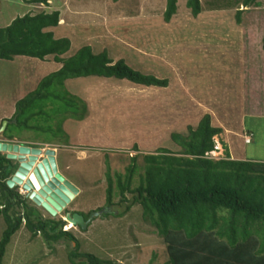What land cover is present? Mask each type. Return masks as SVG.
I'll list each match as a JSON object with an SVG mask.
<instances>
[{"label":"rangeland","instance_id":"374dc122","mask_svg":"<svg viewBox=\"0 0 264 264\" xmlns=\"http://www.w3.org/2000/svg\"><path fill=\"white\" fill-rule=\"evenodd\" d=\"M32 1L0 0V27L26 14L58 11L62 21L53 32L72 43L65 57L89 45L95 53L109 50L115 63L124 60L138 71L169 80L168 88L96 77L69 80V91L87 102L89 115L83 122L64 124L68 142L43 143L55 130L51 135L36 129L11 130L13 142L55 150L59 173L80 190L67 206L70 213L97 214L104 208L85 230L64 227L74 233L82 252L113 264H148L158 252L154 264L165 263L163 245L144 222L140 205L120 215L129 203L118 205L116 196L115 207L106 206L107 168L111 164L113 171L124 173L130 157L159 148L178 152L171 135L188 134V128L196 129L206 114L212 116L213 126L223 129L214 138L212 158H225L226 144L234 160L264 162V0L250 8L238 0H201L204 11L197 18L187 7L188 0H178L170 23L164 21L167 0H49V6ZM239 10H245L240 25ZM51 60L0 59V128L12 118L17 101L61 68ZM53 123L48 122L52 129ZM1 139L8 136L3 132ZM29 205L44 219L65 216H53L31 201ZM5 229L0 217V241ZM74 247L70 241L47 242L41 233L35 237L24 220L3 263L71 264Z\"/></svg>","mask_w":264,"mask_h":264},{"label":"trees","instance_id":"16d2710c","mask_svg":"<svg viewBox=\"0 0 264 264\" xmlns=\"http://www.w3.org/2000/svg\"><path fill=\"white\" fill-rule=\"evenodd\" d=\"M238 2L246 8L261 6L258 0ZM32 3L49 6V0ZM187 7L194 18L204 11L201 0H188ZM177 11L178 0H167L164 21L170 23ZM244 11L237 12L239 25ZM59 22L60 12L42 11L17 17L10 25L0 27V59H52L61 65L17 101L4 132L9 141L14 138L11 130L15 128L50 135L55 130L51 139L44 138L47 144L69 141L64 124L69 120L83 122L89 115L87 102L69 91V80L96 77L126 80L144 87H169L168 79L138 71L124 60L115 63L107 49L95 53L86 45L65 57L72 43L70 38L56 37L53 30ZM49 121H54L53 129ZM222 133L223 129L213 126L212 116L206 114L196 129L188 128V134L171 135L178 152L159 148L155 153L130 157L124 173L113 171L111 164L107 168L106 206L115 207V197L119 196L118 205L129 203L120 215L135 205L142 207L144 222L154 228L163 245L161 251L168 258L163 264H264V162L234 160L226 144L225 158H212L214 138ZM133 149L139 151L137 145ZM16 168L13 160L0 152V217L6 222L0 241V264H4L6 250L24 220L35 237L41 233L47 242L75 243L69 255L71 264H113L96 254L82 252L74 233L64 231L62 219H44L30 207L27 196L11 189L7 182ZM128 194L133 195L131 200ZM81 214L87 219L91 213ZM157 255L154 252L148 264H154Z\"/></svg>","mask_w":264,"mask_h":264},{"label":"water","instance_id":"95a60500","mask_svg":"<svg viewBox=\"0 0 264 264\" xmlns=\"http://www.w3.org/2000/svg\"><path fill=\"white\" fill-rule=\"evenodd\" d=\"M9 122V120L3 121L0 134L6 131ZM0 151L7 152L9 159L18 160L20 163L18 172L8 181V186L10 188L16 185L22 186L27 196L49 214L56 216L63 212L78 194L75 186L59 173L55 150L48 149L46 157L41 162H38L43 156L40 149L0 142ZM102 214L92 213L88 221L79 213L68 214L66 220L73 226L85 230L95 216Z\"/></svg>","mask_w":264,"mask_h":264},{"label":"flooded vegetation","instance_id":"af4514ba","mask_svg":"<svg viewBox=\"0 0 264 264\" xmlns=\"http://www.w3.org/2000/svg\"><path fill=\"white\" fill-rule=\"evenodd\" d=\"M15 138V137H14ZM3 140V139H2ZM13 142V141H12ZM15 142V141H14ZM13 142V143H14ZM15 144H17V145H19V146H27L28 145V147H31V148H36V149H40V150H42V152H43V156L42 157H40V159L38 160V162H41L42 160H43V158L44 157H46V152H47V150H48V148H45V147H33V144H26L25 145V143H22V142H15ZM7 156H8V153H7ZM13 160V159H12ZM27 163V162H26ZM13 165H15V167H17L16 168V172H15V174H14V176L16 175V173L18 172V170H19V168H20V163L18 162V160H13ZM37 166V165H36ZM62 175V174H61ZM13 176V177H14ZM63 176V175H62ZM12 177V178H13ZM64 177V176H63ZM65 178V177H64ZM66 179V178H65ZM67 180V179H66ZM70 182V181H69ZM74 185V184H73ZM17 186V185H16ZM75 186V185H74ZM75 188L78 190V194L76 195V197H78L79 196V193H80V190H79V188L77 187V186H75ZM17 190H18V192H20L21 193V191L20 190H22L23 188L22 187H20V186H17V188H16ZM24 191V190H23ZM25 192V191H24ZM23 196H27V194L26 195H24L25 193H21ZM75 197V198H76ZM26 198H29L28 196L26 197ZM30 199V198H29ZM31 200V199H30ZM32 201V200H31ZM33 202V201H32ZM34 203V202H33ZM41 207V206H40ZM38 208V207H37ZM43 208V207H42ZM41 209V208H40ZM42 210H44V208L42 209ZM46 211V210H45ZM47 212V211H46ZM66 212H68V213H66ZM72 213H70L68 210H67V208L66 209H64V211H63V214L65 215V216H62V217H60V219H65V220H63L64 222H65V225H64V227L65 226H67L68 224H71L70 222H68L67 220H66V216L68 215V214H70V215H73V214H75V213H79V214H81V213H84V212H82V211H78V210H73V211H71ZM100 212H102V211H97V213H100ZM48 213V212H47ZM88 213H95V212H92V211H90V212H87V213H85V214H88ZM91 214H90V216H91ZM58 215L59 214H57L56 216L58 217ZM84 218H85V215H83V214H81ZM59 217H58V219H59ZM90 218V217H89ZM89 218H85V220L86 221H88V219ZM95 218H96V216H95ZM72 225V224H71ZM75 227H79V226H75ZM75 227H73V228H75ZM80 228V227H79ZM81 229V228H80ZM82 230V229H81Z\"/></svg>","mask_w":264,"mask_h":264},{"label":"clouds","instance_id":"9594fccd","mask_svg":"<svg viewBox=\"0 0 264 264\" xmlns=\"http://www.w3.org/2000/svg\"><path fill=\"white\" fill-rule=\"evenodd\" d=\"M60 17H61V13H60ZM60 21H62V20L60 19ZM4 121H5V120H4ZM251 137H252V136H251ZM0 142L13 143L12 140L9 141V140H2V139L0 140ZM251 142H252L251 139H250L249 141H247V140L245 141L246 144H250ZM14 144H15V143H14ZM25 145H26V144H25ZM27 147H28V145H27ZM33 147H38V145L33 144ZM39 147H41V146H39ZM29 148H31V147H29ZM32 149H36V148H32ZM48 149H50V148H48ZM0 152H1V151H0ZM2 153H7V152H2ZM232 159H233V158H232ZM11 179H12V178H11ZM11 179H10V180H11ZM7 184H8V182H7ZM17 186H19V185H17ZM17 186H14V187L11 188V189H16ZM20 187H22V186H20ZM16 190H17V189H16ZM22 190H23V189H22ZM24 195H26V193H25ZM66 208H67V207H66ZM66 208H65V209H66ZM63 211H64V210H63ZM61 213H63V212H61ZM61 213H59V214H61ZM73 227H75V226L72 225V228H73Z\"/></svg>","mask_w":264,"mask_h":264},{"label":"bare ground","instance_id":"6f19581e","mask_svg":"<svg viewBox=\"0 0 264 264\" xmlns=\"http://www.w3.org/2000/svg\"><path fill=\"white\" fill-rule=\"evenodd\" d=\"M36 165H37V164H36ZM60 215H61V214H60ZM71 227H72V225H71ZM71 227H70V228H71Z\"/></svg>","mask_w":264,"mask_h":264}]
</instances>
